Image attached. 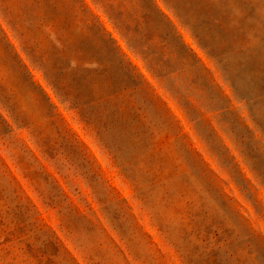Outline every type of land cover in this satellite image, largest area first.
I'll return each mask as SVG.
<instances>
[{"label": "rangeland", "instance_id": "obj_1", "mask_svg": "<svg viewBox=\"0 0 264 264\" xmlns=\"http://www.w3.org/2000/svg\"><path fill=\"white\" fill-rule=\"evenodd\" d=\"M0 264H264V0H0Z\"/></svg>", "mask_w": 264, "mask_h": 264}]
</instances>
